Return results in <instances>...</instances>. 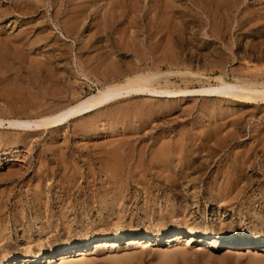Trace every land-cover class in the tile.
Masks as SVG:
<instances>
[{"label": "rangeland", "instance_id": "1", "mask_svg": "<svg viewBox=\"0 0 264 264\" xmlns=\"http://www.w3.org/2000/svg\"><path fill=\"white\" fill-rule=\"evenodd\" d=\"M63 1L44 0L35 15L0 17V120L44 118L125 85L148 72L137 66L150 67L133 54L144 53L146 20L161 19L174 4L197 10L188 0ZM202 1V25L189 23L184 33L197 40L182 50V67H172L170 89L236 83L247 74L264 82V0H242L239 10L230 8L235 0ZM9 3L0 0L3 9ZM258 103L132 95L56 129L0 127V264H264V103ZM216 133L230 136L227 149L215 146ZM202 143L210 151L197 147ZM165 144L183 145V158L169 159ZM257 144L255 155H245ZM236 155L245 164L239 170L229 167ZM188 230L230 241L169 243L172 233ZM117 231L132 236L112 248L93 244ZM144 232L163 237L133 244ZM238 239L249 243L230 245ZM82 245H88L82 256L59 253Z\"/></svg>", "mask_w": 264, "mask_h": 264}, {"label": "bare ground", "instance_id": "2", "mask_svg": "<svg viewBox=\"0 0 264 264\" xmlns=\"http://www.w3.org/2000/svg\"><path fill=\"white\" fill-rule=\"evenodd\" d=\"M9 3V8L8 9H3L2 6L4 5H0V17H7L10 16L14 13H18V14H22V15H26L27 14H31V13H36L38 11V9H41V6H44L43 2L44 0H6ZM49 1V0H48ZM60 1V0H59ZM63 1V0H62ZM69 1V0H68ZM108 1V0H107ZM149 1V0H148ZM155 1V0H154ZM158 1V0H157ZM192 2V5H194L197 10L193 11V9L190 11L187 7L189 6H185V4H179V5H175L174 4V9H165L168 13H163L164 15L162 16V18L160 19H156L157 16H155L154 18L152 17L151 20H149V22L146 20L147 25L144 27L145 31H143V33L141 32V34H143V54H141V50L137 49L135 51H133L134 56H140L139 58L143 59L146 61V63L149 61L150 62V67L148 68V64L141 66H137L138 70H142V68L144 67L145 70H147L148 72L146 73H142L137 75L134 78H128L125 85H119V84H114V85H110L108 86L106 89L104 90H100L98 91V93L95 95H92L90 97H87L85 100H82L80 103L78 102L75 106L72 107H68L65 108L63 110H60L54 114H51L50 116L44 117V118H36V119H19V118H13V119H8V120H0V127L4 126V125H8L9 128L12 129H16L18 131H23V132H40L41 130H45V129H56L59 128L62 125L67 124L72 118L81 115L85 112H88L90 109L93 108H98L99 106H102L104 104L110 103L112 101L121 99L122 97H130L132 95H149V96H156V97H161V98H185L188 96H192V95H196V94H202L204 97L206 98H210V97H215V98H231L233 101L235 102H242L245 104H254V103H258V102H263L264 103V82H259L256 81V78L254 79L253 77H251L249 74H247L245 76V79L242 80H236V83H229V82H225L222 79H218L220 80V83L216 86L214 85H209L206 87H202L200 90H171L169 87V83H170V78L173 76L172 73V67L175 66V68H179L180 66L182 67V65L185 62V56L182 52V50H185L184 48L186 46L191 45L192 42L196 39V37L192 34L193 37H189V39L187 38L189 34H187V37H185L184 33L185 31H187V28L189 26V23L191 25V23H197L202 25L201 22V17H203L202 15L205 14V9L204 6L206 5V1L203 2L202 0H188V3ZM209 1V0H207ZM236 1V2H235ZM234 4L231 5L232 7H230L231 9H238L239 6L241 5V1L242 0H235ZM64 2V1H63ZM62 2V3H63ZM70 2V1H69ZM151 2V0H150ZM179 2H182V0H179ZM217 2V1H216ZM241 2V3H240ZM121 3V2H120ZM176 3V2H175ZM219 3V2H218ZM228 3V2H227ZM231 3V2H230ZM233 3V2H232ZM60 4V3H59ZM107 4V3H106ZM131 4V2H130ZM156 4V1H155ZM158 4V3H157ZM203 4H205L203 6ZM209 4V3H208ZM207 4V7H208ZM211 4V3H210ZM240 4V5H239ZM50 5V4H49ZM52 5V4H51ZM187 5V4H186ZM189 5V4H188ZM229 5V4H228ZM61 5H59L60 7ZM105 6V5H104ZM108 6V5H107ZM121 6V5H120ZM150 7V5H147ZM193 6V7H194ZM212 6V5H211ZM211 6H209V8H211ZM221 6V5H220ZM40 7V8H39ZM56 10V12L59 10ZM62 7V6H61ZM67 7V5L65 6ZM117 7V6H115ZM151 7H154L153 5ZM156 7V6H155ZM192 7V6H191ZM214 7V6H212ZM217 7V6H216ZM228 7V6H227ZM226 7V8H227ZM145 8V7H144ZM144 8L142 10H144ZM206 8V7H205ZM219 8V6H218ZM243 8V7H242ZM241 8V9H242ZM63 9V8H62ZM71 9V8H70ZM122 9V8H121ZM151 9V8H149ZM147 9L148 13H150V10ZM154 9V8H153ZM160 9V8H158ZM207 9V8H206ZM240 9V10H241ZM246 8L242 9V13L243 12H247V10L245 11ZM68 10V8H67ZM104 10V9H103ZM152 10V9H151ZM155 10V9H154ZM170 10V11H169ZM218 10V9H217ZM227 10V9H226ZM232 10V11H233ZM239 10V9H238ZM61 11V10H60ZM63 11V10H62ZM69 11V10H68ZM90 11V10H89ZM113 11V10H112ZM116 11V10H115ZM145 11V10H144ZM143 11V12H144ZM163 10L160 11V13ZM208 11V10H207ZM206 11V12H207ZM212 12V8L210 10ZM219 11V10H218ZM229 11V10H228ZM231 11V12H232ZM55 12V11H54ZM56 12L54 14H56ZM59 12V11H58ZM65 12V10H64ZM227 12V11H226ZM61 13V12H59ZM105 13V10H104ZM118 13V12H117ZM147 13V14H148ZM154 12H151V15ZM42 14V13H41ZM58 14V13H57ZM146 14V12H145ZM155 14V13H154ZM162 14V13H161ZM209 14V13H208ZM211 15L213 13H210ZM215 14V13H214ZM217 14V12H216ZM215 14V15H216ZM35 15V14H34ZM150 15V14H149ZM213 15V16H215ZM120 16V15H119ZM127 16V15H126ZM208 16V15H207ZM206 16V17H207ZM210 16V15H209ZM208 16V17H209ZM211 16V17H213ZM225 16V15H224ZM228 16V15H227ZM231 16V15H230ZM229 16V17H230ZM125 17V11L124 14H122L120 16V19H118L119 21L122 20L121 18ZM137 17V16H136ZM149 17V16H147ZM188 17V18H187ZM207 17V18H208ZM57 18V16H56ZM128 18V17H127ZM133 18V16L131 17ZM139 17H137L138 19ZM142 18V17H141ZM187 18V19H184ZM216 18V17H215ZM224 18V17H221ZM220 18V19H221ZM226 18V16H225ZM5 19V18H4ZM135 18H133L134 20ZM145 19V18H144ZM181 21H178L180 20ZM63 20V19H62ZM68 20V19H67ZM71 20V19H70ZM74 20V19H73ZM99 20V19H98ZM108 20V19H107ZM132 20V19H131ZM132 20V22H133ZM139 20V19H138ZM211 20V18H210ZM214 19H212L213 22ZM228 19H226L227 21ZM1 21V20H0ZM35 21V20H34ZM72 21V20H71ZM225 21V19H224ZM117 22V21H116ZM127 22V21H126ZM129 22V21H128ZM134 22H136L134 20ZM130 23L129 24H133L135 26H137L136 24ZM215 22V21H214ZM222 22V21H221ZM248 22V21H247ZM258 22V21H257ZM73 23V22H72ZM76 23V22H75ZM124 23V22H122ZM140 23V21H139ZM231 23V22H230ZM256 23V22H255ZM111 24V23H110ZM142 24V23H141ZM218 24V23H217ZM222 24V23H220ZM225 24V23H224ZM69 25V24H68ZM123 25V24H122ZM128 25V23H127ZM140 25V24H138ZM227 25V24H225ZM224 25V26H225ZM231 25V24H230ZM34 26V25H33ZM134 26V28H135ZM144 26V25H143ZM228 26V25H227ZM60 27V26H59ZM130 27V25H129ZM128 27V28H129ZM196 27V26H195ZM223 27V24H222ZM230 26H228L229 29ZM33 28V27H32ZM106 28V27H105ZM132 28V27H131ZM212 28H214L212 26ZM66 29V28H65ZM142 29V27L140 28ZM195 29V28H193ZM201 29V28H200ZM216 29V27H215ZM221 29V28H220ZM224 29V28H223ZM227 29V30H228ZM214 30V29H212ZM246 30V29H245ZM66 31V30H65ZM69 31V30H68ZM118 31V30H117ZM127 31V30H126ZM141 31V30H139ZM192 31V30H191ZM229 31V30H228ZM260 31V30H259ZM48 32V31H47ZM125 32V30H124ZM211 32V31H210ZM223 32V31H222ZM226 32V30H225ZM70 33V32H69ZM137 32L135 31V34ZM187 33V32H186ZM185 33V34H186ZM209 34V33H208ZM220 34V33H219ZM225 34V33H224ZM120 35H123L120 33ZM211 35V34H209ZM136 36V35H135ZM191 36V35H190ZM124 37V35H123ZM132 37V36H131ZM130 37V38H131ZM138 38V37H137ZM28 39V38H27ZM122 39V37H121ZM124 39V38H123ZM127 39V38H126ZM136 39V38H135ZM130 40V39H129ZM132 40V39H131ZM197 40V39H196ZM9 41V40H8ZM126 41V40H125ZM137 41V40H136ZM131 42V41H130ZM134 42V41H133ZM137 43V42H136ZM145 43V44H144ZM191 43V44H190ZM195 43V42H194ZM231 43V42H230ZM87 44V43H86ZM82 46V45H81ZM87 46V45H86ZM239 46V45H238ZM9 47V46H8ZM130 47V46H129ZM136 47V46H135ZM14 48V47H12ZM189 48V46H188ZM255 49V48H254ZM238 50V49H236ZM252 50V49H251ZM141 51V52H140ZM232 51H234V48H232ZM239 51V50H238ZM255 51V50H254ZM100 52V51H99ZM245 54V53H244ZM111 56V55H110ZM142 56V57H141ZM237 58V57H235ZM118 59V58H117ZM188 59V58H187ZM203 59V58H202ZM220 59V58H219ZM144 61V62H145ZM205 61V60H204ZM234 61V60H233ZM237 61V60H236ZM87 62V61H86ZM101 62V61H100ZM188 62V61H187ZM244 62V61H243ZM246 64V63H245ZM249 65V64H248ZM238 66V65H237ZM164 68H167L168 72H164ZM185 68V67H184ZM246 68V67H245ZM244 69V68H243ZM254 69V68H253ZM172 70V71H171ZM186 70V69H185ZM111 71V70H110ZM179 71V70H178ZM108 72V71H107ZM135 72V71H134ZM127 73V72H126ZM244 73V72H243ZM255 73V72H254ZM99 74V73H98ZM178 74V73H176ZM191 74V73H190ZM251 74V73H250ZM258 74V73H257ZM256 74V75H257ZM254 76H256L255 74H252ZM259 75V74H258ZM257 75V76H258ZM261 75V74H260ZM263 75V73H262ZM125 76V75H124ZM176 76V75H175ZM182 76V75H181ZM202 76V75H201ZM54 77V75H53ZM122 77V76H121ZM195 77V76H193ZM216 78V80H218ZM237 78V77H235ZM49 79V78H48ZM163 80L166 85L164 88H158L155 87L156 83L158 84V82L160 80ZM241 79V77H240ZM261 79V78H260ZM222 80V81H221ZM258 80V79H257ZM262 80V79H261ZM264 80V79H263ZM15 82V81H14ZM172 82V81H171ZM219 82V81H218ZM159 85V84H158ZM161 86V85H160ZM15 87V86H14ZM75 93V92H74ZM46 97V96H45ZM49 97V96H48ZM47 98V97H46ZM45 98V99H46ZM44 100V99H43ZM35 101V100H34ZM37 101V100H36ZM38 102V101H37ZM259 104V103H258ZM41 106V105H40ZM54 106V105H53ZM8 107V106H7ZM39 107V106H38ZM49 109V107H48ZM46 111V110H45ZM1 115V114H0ZM5 122L7 124H5ZM221 128V127H219ZM223 129V128H222ZM208 132V131H207ZM228 132V131H227ZM185 133V132H184ZM218 137L219 133H216ZM221 134V133H220ZM234 134V133H233ZM201 135V134H200ZM214 136V137H215ZM222 136V135H221ZM226 136V138H220L216 140V142H214L216 145V147H218V150H223V148H226L227 146H229L226 142L228 136ZM213 137V139H214ZM230 137V136H229ZM215 138V139H216ZM229 139V138H228ZM212 140V138H211ZM168 141V140H167ZM213 141V140H212ZM260 142V141H259ZM199 143V142H198ZM213 143V142H212ZM174 144V143H173ZM176 144V142H175ZM209 144V142H208ZM202 143L201 145L197 146L199 149H201V151H205V150H209L208 147L209 145ZM211 144V143H210ZM168 145V144H167ZM180 145V144H179ZM175 146V145H174ZM173 146V147H174ZM232 146V144L230 145ZM260 145L257 144L254 148L251 147L250 149H248L245 152V155H248V157L255 155V153L257 152V149ZM192 147V146H191ZM208 147V148H207ZM118 148V147H117ZM133 148V147H132ZM221 148V149H220ZM233 148V147H231ZM236 148V147H235ZM249 148V147H248ZM162 149L166 152L168 151L169 153L167 154L168 158H183V156H181L180 151H182L184 149V146H179L176 145L175 148L173 149L172 147H166V144L162 147ZM192 149V148H191ZM227 149V148H226ZM132 151V150H131ZM164 151L162 153H164ZM200 151V152H201ZM203 151V153H204ZM210 151V150H209ZM259 151V150H258ZM170 152H171V157H170ZM179 152V153H177ZM206 152V151H205ZM213 152V151H212ZM130 153V152H129ZM214 153V152H213ZM230 153V152H229ZM157 154V153H156ZM201 154V153H200ZM117 155V153L114 154V156ZM243 154H241L242 156ZM244 155V156H245ZM120 154L116 157H119ZM165 156V155H164ZM200 156V155H199ZM241 156H235L234 157V161L232 160V167L231 165L229 166L230 168L234 169L237 168L242 169L244 167V161L241 160ZM139 157V156H138ZM233 157V156H232ZM246 157V156H245ZM140 158V157H139ZM167 159V158H165ZM176 159V158H175ZM14 160V159H13ZM119 160V159H118ZM151 160V159H150ZM116 161V160H115ZM171 161V160H170ZM119 163V162H117ZM168 166V165H167ZM190 167V166H188ZM194 168V167H193ZM188 169V168H187ZM182 170V169H181ZM183 171V170H182ZM182 171L180 173H182ZM188 173V172H186ZM224 173V172H223ZM229 173V172H228ZM231 174V173H230ZM230 174H227V176ZM233 174V173H232ZM231 174V175H232ZM183 175V174H182ZM224 177V175H222ZM246 176V175H245ZM167 177V176H166ZM235 177L232 175V178ZM226 178V177H225ZM231 178V177H230ZM215 179V178H214ZM230 180V179H229ZM234 180V179H233ZM225 181V179H224ZM223 181V182H224ZM229 182V181H228ZM232 185H234L233 181ZM236 182V179H235ZM219 183V182H217ZM226 187H225V186ZM223 188H227L228 190L230 189L231 183H224L223 184ZM219 187V185H218ZM232 187V186H231ZM235 187V186H234ZM234 187H232L234 189ZM222 188V189H223ZM240 188V187H239ZM220 190V189H219ZM228 190H225L224 192H228ZM232 190V189H231ZM222 191V190H221ZM222 194V192H220ZM224 194V193H223ZM222 194V195H223ZM218 198V197H217ZM227 198V197H225ZM196 227V226H195ZM132 235L130 233H124L121 231H117L115 233H111L108 234V236H106L102 241H97L94 242L93 244L96 245V248H112L114 246V242L122 240V239H126V238H130ZM163 236H157V237H152V235L149 232H144L140 235H138L135 239L134 242H132L135 245H146L148 241H150V239H156L159 240L160 238H162ZM186 238V240L188 241V243H192L193 242H206L207 239H211V238H216L217 241H223V242H227L230 241V237L228 236H221L219 234H203V235H199L197 231L195 230H188L187 232H181V231H176L174 233H172L169 236V243H175L177 241H181V239ZM247 238V237H246ZM197 239V240H196ZM91 240V239H90ZM185 240V239H184ZM251 242V241H250ZM131 243V244H132ZM234 243H238V245H245L246 243H249L248 240L246 239H238L235 240L233 242L230 243V245H233ZM199 244V243H198ZM253 244V243H252ZM261 245V244H260ZM88 245H82V246H75L71 249H62V251H60L59 253L63 254V257L65 254L69 253L71 251V253H78L80 254L79 256L84 255V250L83 248L87 247ZM218 246V245H217ZM89 249V248H88ZM235 249V247H234ZM249 249V248H248ZM76 255V254H75ZM77 256V255H76ZM65 260V259H64ZM54 262V261H53ZM34 264V263H33Z\"/></svg>", "mask_w": 264, "mask_h": 264}]
</instances>
